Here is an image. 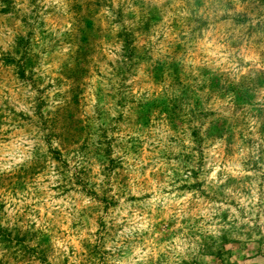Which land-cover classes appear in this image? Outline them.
<instances>
[{"label": "rangeland", "instance_id": "374dc122", "mask_svg": "<svg viewBox=\"0 0 264 264\" xmlns=\"http://www.w3.org/2000/svg\"><path fill=\"white\" fill-rule=\"evenodd\" d=\"M0 264H264V0H0Z\"/></svg>", "mask_w": 264, "mask_h": 264}]
</instances>
